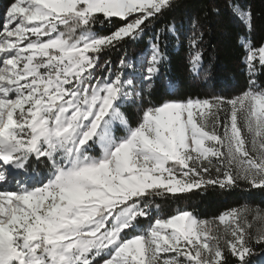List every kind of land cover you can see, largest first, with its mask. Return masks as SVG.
Segmentation results:
<instances>
[{"label":"snow or ice","instance_id":"obj_1","mask_svg":"<svg viewBox=\"0 0 264 264\" xmlns=\"http://www.w3.org/2000/svg\"><path fill=\"white\" fill-rule=\"evenodd\" d=\"M181 0H8L0 9V264H252L264 208L210 219L159 201L194 189L264 191V40L225 0L246 84L157 98ZM218 6L189 16L198 78ZM130 57L125 45L143 41ZM121 51L118 63L109 57ZM172 84L169 83V88Z\"/></svg>","mask_w":264,"mask_h":264},{"label":"trees","instance_id":"obj_2","mask_svg":"<svg viewBox=\"0 0 264 264\" xmlns=\"http://www.w3.org/2000/svg\"><path fill=\"white\" fill-rule=\"evenodd\" d=\"M5 3L8 0H3ZM249 5L254 14L255 29L251 38L255 42L264 40V0H238ZM218 6L221 15L210 17V28L204 38V62L198 78L189 71V51L185 35L189 31V16L205 7ZM178 23H182L179 41L172 39L168 43L169 61L156 81L157 98L174 94L180 97L189 95L223 94L231 96L244 88L246 77L241 63V51L237 36L247 35L242 25L234 19L225 6V0H181L170 14ZM148 37L140 42L125 45L130 57L140 53ZM121 51L112 52L108 58L118 63ZM172 84V89L169 88ZM165 215L172 214L177 208H186L201 218H212L228 208L243 203L264 205V191L251 189L222 190L209 188L208 191L196 190L177 194V198L159 201ZM264 255L252 257V264Z\"/></svg>","mask_w":264,"mask_h":264},{"label":"rangeland","instance_id":"obj_3","mask_svg":"<svg viewBox=\"0 0 264 264\" xmlns=\"http://www.w3.org/2000/svg\"><path fill=\"white\" fill-rule=\"evenodd\" d=\"M6 3L3 0H0V9H2L4 7ZM172 89V87H171ZM193 191H196V189H194ZM253 207H259V208H264V205H258V204H251ZM255 264H264V256L260 257L257 260V263Z\"/></svg>","mask_w":264,"mask_h":264}]
</instances>
